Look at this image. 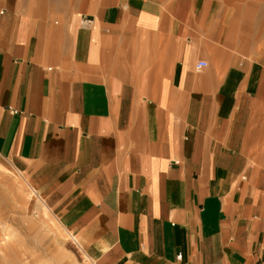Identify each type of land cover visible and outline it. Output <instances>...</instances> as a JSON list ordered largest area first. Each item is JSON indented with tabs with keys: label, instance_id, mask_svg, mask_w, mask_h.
Here are the masks:
<instances>
[{
	"label": "crops",
	"instance_id": "1",
	"mask_svg": "<svg viewBox=\"0 0 264 264\" xmlns=\"http://www.w3.org/2000/svg\"><path fill=\"white\" fill-rule=\"evenodd\" d=\"M229 16L0 0V175L25 181L76 260L264 264V47L246 57L259 36Z\"/></svg>",
	"mask_w": 264,
	"mask_h": 264
},
{
	"label": "rangeland",
	"instance_id": "2",
	"mask_svg": "<svg viewBox=\"0 0 264 264\" xmlns=\"http://www.w3.org/2000/svg\"><path fill=\"white\" fill-rule=\"evenodd\" d=\"M207 1H212L218 10L229 12L234 29L243 31L246 38L257 33L260 40L251 43L253 47L245 51L246 57L264 47V0ZM75 2L68 0L70 6ZM32 197L30 187L18 175H0V264H73L69 259L65 261L59 247L65 248L64 252L78 264H92L83 254L75 259L67 246L71 237L52 214V220L44 222L42 214L32 210Z\"/></svg>",
	"mask_w": 264,
	"mask_h": 264
},
{
	"label": "built area",
	"instance_id": "3",
	"mask_svg": "<svg viewBox=\"0 0 264 264\" xmlns=\"http://www.w3.org/2000/svg\"><path fill=\"white\" fill-rule=\"evenodd\" d=\"M81 23L83 25H88L89 26V25H91L93 23V19H91L89 17H84L82 19ZM207 66H208V62L205 61V60L198 61L197 65H196L197 69H203V68H205ZM177 258L178 259H181L182 258V253L181 252L178 254Z\"/></svg>",
	"mask_w": 264,
	"mask_h": 264
},
{
	"label": "bare ground",
	"instance_id": "4",
	"mask_svg": "<svg viewBox=\"0 0 264 264\" xmlns=\"http://www.w3.org/2000/svg\"><path fill=\"white\" fill-rule=\"evenodd\" d=\"M5 237H7L6 240L10 241V236L6 235ZM4 243H7V241H5ZM9 246H11V245H9ZM68 247H69V245H68ZM59 248H60V252H61L60 254L63 255V257L65 258V261L67 260V262H68V259H69V261H71L73 264H78L77 261H74L73 258H71L70 256H68V253L67 252H64L66 250L65 248H63V247H59ZM1 250H2V248H0V251ZM61 264H62V262H61Z\"/></svg>",
	"mask_w": 264,
	"mask_h": 264
}]
</instances>
